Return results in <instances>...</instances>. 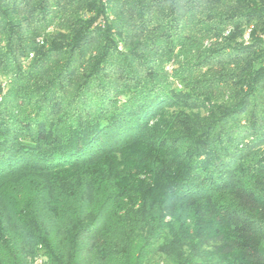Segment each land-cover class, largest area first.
Here are the masks:
<instances>
[{"label": "trees", "instance_id": "1", "mask_svg": "<svg viewBox=\"0 0 264 264\" xmlns=\"http://www.w3.org/2000/svg\"><path fill=\"white\" fill-rule=\"evenodd\" d=\"M263 145L264 0H0V264H264Z\"/></svg>", "mask_w": 264, "mask_h": 264}, {"label": "rangeland", "instance_id": "2", "mask_svg": "<svg viewBox=\"0 0 264 264\" xmlns=\"http://www.w3.org/2000/svg\"><path fill=\"white\" fill-rule=\"evenodd\" d=\"M109 17L111 18V15H109ZM49 30H50V29H49ZM167 69H168V71H172V69H173V65H172V64H169V66H167ZM8 82H9V81H8ZM8 82H7V84H6V82L3 81V84L8 85ZM261 150H264V145L261 147Z\"/></svg>", "mask_w": 264, "mask_h": 264}, {"label": "built area", "instance_id": "3", "mask_svg": "<svg viewBox=\"0 0 264 264\" xmlns=\"http://www.w3.org/2000/svg\"><path fill=\"white\" fill-rule=\"evenodd\" d=\"M243 41L244 43H247L249 41V33L247 36L243 37Z\"/></svg>", "mask_w": 264, "mask_h": 264}, {"label": "bare ground", "instance_id": "4", "mask_svg": "<svg viewBox=\"0 0 264 264\" xmlns=\"http://www.w3.org/2000/svg\"><path fill=\"white\" fill-rule=\"evenodd\" d=\"M247 35H248V32H246V34L244 35V37L247 36Z\"/></svg>", "mask_w": 264, "mask_h": 264}]
</instances>
